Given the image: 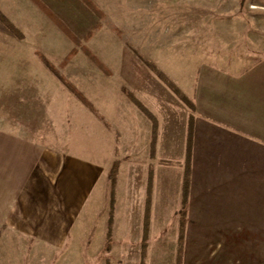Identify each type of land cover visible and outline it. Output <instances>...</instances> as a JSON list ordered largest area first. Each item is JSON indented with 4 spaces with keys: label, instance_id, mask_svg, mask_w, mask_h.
Returning a JSON list of instances; mask_svg holds the SVG:
<instances>
[{
    "label": "crops",
    "instance_id": "0c3cea01",
    "mask_svg": "<svg viewBox=\"0 0 264 264\" xmlns=\"http://www.w3.org/2000/svg\"><path fill=\"white\" fill-rule=\"evenodd\" d=\"M40 1L112 74L108 76L95 66L32 0H0V11L24 39L11 36L28 44L38 59L37 52L43 53L71 83L73 80L61 70L73 60L86 58L94 65V81L87 86L74 85L99 113H93L53 75L75 98L71 133L69 137L64 135L65 142L50 144L0 131V181L6 194L0 203L1 223L55 248L65 247L71 239L77 243L88 235L93 220L103 210L112 190L109 175L117 161L115 219L120 216L119 210H124L123 224L130 226L136 218L142 228L151 169V219L167 217L168 197L172 194L169 178L174 174L175 197L180 196L181 202L184 168L161 162H185L191 109L150 68L141 65L136 55L125 53L128 66L116 67L112 58L118 55L119 60L124 55L118 50V35L106 18L100 20L81 0ZM98 23L102 27L85 42ZM176 30L159 29L163 38L159 47L153 55L147 44L144 57L195 105L187 216L200 173L210 180L217 177L213 172H227V218L235 217L240 210L241 233L259 237L248 248L264 251V35L257 38L260 45L255 51L238 47L218 51L210 40L202 48L191 41L187 50L173 42L163 45L164 39H177L180 34ZM73 49L78 53L61 67ZM123 88L158 121L155 159L151 157L152 121L124 94ZM255 264H264V258Z\"/></svg>",
    "mask_w": 264,
    "mask_h": 264
},
{
    "label": "rangeland",
    "instance_id": "374dc122",
    "mask_svg": "<svg viewBox=\"0 0 264 264\" xmlns=\"http://www.w3.org/2000/svg\"><path fill=\"white\" fill-rule=\"evenodd\" d=\"M93 1L105 11L108 26L119 27L123 32V37H117L123 58L119 61L115 55L111 60L119 68L128 66L125 53L135 56L127 44L142 56L148 44L154 55L163 39L159 34L163 27L166 31L177 29L175 32L180 34L176 40L164 39L163 45L173 42L185 50L190 48L191 41L202 48L208 46L210 40L218 51L225 47L227 51L235 47L255 51L260 45L257 38L264 35V0ZM93 68L89 60L78 58L61 71L79 87L81 83L87 86L94 81ZM74 100L29 45L17 42L0 23V131L34 141L63 144L64 135L69 137L71 133ZM155 166L153 164V168ZM214 173L217 177L210 180L205 178V173H200L202 176L197 178L192 190V206L186 216L184 264H255L256 260L264 258V251L248 247L259 237L241 233L240 210L234 213L235 217L227 218V186L224 185L227 172ZM123 176H127L126 172ZM169 181L172 194L168 197V216L151 219L145 264L176 262L181 202L180 196L175 197L174 174ZM111 191L88 235L77 243L71 239L63 248L14 232L0 219V264H141L144 221L141 229L136 218L126 226L124 210H119L120 216L115 219ZM5 198V187L0 181V203ZM175 208L178 209L174 213ZM109 232L112 248L104 252Z\"/></svg>",
    "mask_w": 264,
    "mask_h": 264
},
{
    "label": "trees",
    "instance_id": "16d2710c",
    "mask_svg": "<svg viewBox=\"0 0 264 264\" xmlns=\"http://www.w3.org/2000/svg\"><path fill=\"white\" fill-rule=\"evenodd\" d=\"M34 4H36L54 23L55 25L77 46L79 47L84 54L97 66L104 74L110 76L111 71L101 62V60L84 44L82 40H80L45 4H43L40 0H32ZM83 4H85L100 20H104L106 18V14L104 11L93 1V0H81ZM0 23L7 28V30L14 35L18 40H23L24 35L16 28V26L9 21V19L0 11ZM102 27L101 23H98L95 27H93L89 33L84 38V41L87 42L91 39L94 33ZM115 33L121 38L123 37V33L118 28H113ZM129 48L134 52V54L139 57V59L149 67L158 78L164 82L177 97L185 103L192 111V114L189 118V127H188V139H187V153L186 159L184 163L179 162H170V161H162V164L172 165V166H181L184 168L183 175V184H182V200H181V209L178 212L180 215V228H179V236H178V248H177V256L175 264H184V256H185V243H186V226L188 223L187 219V211L190 204V194H191V186H192V149H193V138H194V115L195 105L194 103L185 95L183 92L161 71L159 70L152 62L147 60L144 56H142L135 48L128 44ZM78 53L77 49H73L66 60L62 63L61 67L65 66L69 61L75 57ZM37 55L40 61L44 64V66L62 83V85L68 89L71 93L77 97L85 106H87L93 113L99 115L98 111L95 109L93 104L83 95V93L73 84L71 83L61 72L58 67H56L43 53L37 52ZM124 94L133 102L135 105L152 121L153 129H152V142H151V157L155 159L156 157V145H157V135H158V121L156 117L126 88H123ZM119 171V162H115L109 178L111 180L112 185V205H114V189L116 186L117 175ZM153 182H154V171L150 170L149 180H148V192L146 199V209L144 216V229H143V239H142V262L141 264H145V258L147 254L148 247V239H149V231H150V223H151V206H152V190H153ZM111 232L108 233V241L105 245L104 252H109L112 248V236Z\"/></svg>",
    "mask_w": 264,
    "mask_h": 264
},
{
    "label": "bare ground",
    "instance_id": "6f19581e",
    "mask_svg": "<svg viewBox=\"0 0 264 264\" xmlns=\"http://www.w3.org/2000/svg\"><path fill=\"white\" fill-rule=\"evenodd\" d=\"M255 8V7H254Z\"/></svg>",
    "mask_w": 264,
    "mask_h": 264
}]
</instances>
